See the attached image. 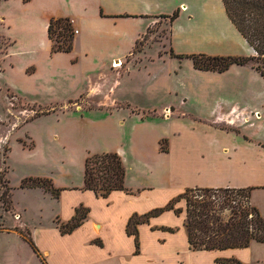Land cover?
I'll use <instances>...</instances> for the list:
<instances>
[{
  "label": "crops",
  "instance_id": "obj_1",
  "mask_svg": "<svg viewBox=\"0 0 264 264\" xmlns=\"http://www.w3.org/2000/svg\"><path fill=\"white\" fill-rule=\"evenodd\" d=\"M177 10L179 17L170 25V45L177 55H253L227 15L228 25L223 33L219 28L218 35L208 24L193 22L196 11L222 20L226 14L222 0H0V31H24L26 53L31 57L27 66L42 73L38 85L26 89L29 96L20 98L32 107L53 112L25 126L55 120L44 134L43 153L33 157L39 169L19 186L55 208L49 224L30 225L18 214L46 264H222L217 260L232 258L242 264L260 263L253 259L251 247L192 251L185 215L173 211L138 225V247L135 237L126 231L133 215L163 208L187 189L254 188L252 197L264 191V78L251 66L233 65L224 73L202 72L186 59L195 74L206 75L211 83L241 69L252 74L259 89L234 93L197 85L191 94L166 91L163 93L173 96L172 102L161 108L137 105L122 86L123 77L129 74L123 59H128L152 25ZM57 19H69L73 32L78 31L70 53H52L48 28ZM125 28L131 31L128 38ZM118 63L122 66L113 68ZM114 73L117 77L112 84L91 79H109ZM34 93L53 99L44 103L31 98ZM59 94L65 98L58 100ZM82 98L77 108H66L70 101ZM194 102L197 106H192ZM188 105L197 110L185 109ZM147 112L154 115L145 116ZM29 138L30 146L19 143L34 156L40 142ZM163 141L166 151L161 149ZM97 154L121 158L125 187L131 193L113 191L100 197L83 189L86 160ZM29 178L50 180L60 190L59 196L41 188H21ZM79 207L88 210L87 219L71 234H61L57 221H70ZM178 207L184 208L185 202ZM143 235L152 237L148 255Z\"/></svg>",
  "mask_w": 264,
  "mask_h": 264
},
{
  "label": "rangeland",
  "instance_id": "obj_2",
  "mask_svg": "<svg viewBox=\"0 0 264 264\" xmlns=\"http://www.w3.org/2000/svg\"><path fill=\"white\" fill-rule=\"evenodd\" d=\"M196 12L197 14L193 22L199 20L198 24L206 26L208 24L207 28H210L216 35L219 34V28L222 33L225 31V26L228 25V22H226L228 21L226 14H222L223 18L221 20L219 16H214L213 14H205L200 11ZM171 16L167 20L161 18L160 22L152 25L146 34L136 42L135 47L127 57L128 59L126 61L123 59V64L128 68L129 74L123 77L122 86L128 93L131 101L139 106L155 105L161 108L172 102L173 96L170 97L163 93L166 91L186 90L191 94L197 85H200L202 89L218 90L219 92L230 91L234 93H244L259 89L254 84L255 81L251 76L252 74L247 71H241V69L238 70V74L231 75V73H228L223 75L221 77L222 79L217 80L215 83H211L206 75L195 74L192 71V66L190 67L187 64L188 61H185L187 58L180 59L176 57L178 55L171 48ZM143 28L144 26L140 29ZM1 31L0 264H42L29 244L31 240L30 231L22 225L18 214L22 216L23 221L28 222L30 225H37L39 222L49 224L53 220L52 216H54L55 208L44 201L42 196L35 192H26V190L20 189L19 186L22 179L28 177L29 174L37 172L36 170L39 169V163L33 157L37 156L39 158V155L43 153L45 149L43 145L44 134L52 127L55 120L42 119L25 126L27 122L35 120V118L48 114L51 115L53 112L50 109L32 107L20 98H27L29 96V94H26V89L29 90L30 86H37L42 79V73L38 69H35V67L27 66L31 57L26 53L27 45L25 43V35L23 34L24 31L22 32L20 28L13 30L2 29ZM57 31L58 28L55 26L53 28V36L55 39ZM130 32L129 29L125 28L127 38ZM127 49V46L123 48L124 51ZM118 64H113V68H118L116 67ZM121 66L122 63H120ZM98 77L92 76L91 79L94 82H103L107 85L108 83L112 84L111 82L117 76L116 74H110L109 79L103 77L100 81H97L96 79ZM30 96L44 103L50 102L49 100L53 99L44 98V95L36 93ZM56 98L63 100L65 97L59 94ZM82 100L83 98L77 101H70V103H67L66 108L75 109L78 104L82 103ZM192 106L197 105L194 102ZM192 106L188 105L185 109L197 110L196 107ZM48 111L50 112L48 113ZM145 114V116L154 115L152 112ZM92 115L95 116V114ZM28 136L32 137L36 142H40L34 156H30L25 150L23 151L21 148L22 145L19 143L22 142L30 146L31 139ZM51 150L54 149L52 148ZM94 167H96V164L92 163L91 168ZM8 170L9 173L7 174ZM7 180H9V184H7ZM9 186L11 190H9ZM3 195H5L6 201L8 202L6 206L2 201ZM251 199L252 204L258 208L264 217V191L256 192ZM14 208L15 210L17 209V212ZM151 238L150 235H143L146 255L150 253L148 247ZM250 247L252 249L253 259L259 260V264H264V244L254 243Z\"/></svg>",
  "mask_w": 264,
  "mask_h": 264
},
{
  "label": "trees",
  "instance_id": "obj_3",
  "mask_svg": "<svg viewBox=\"0 0 264 264\" xmlns=\"http://www.w3.org/2000/svg\"><path fill=\"white\" fill-rule=\"evenodd\" d=\"M222 3L229 21L253 50V55L211 57L199 54L176 57L190 59L194 69L202 72L224 73L233 65H249L264 78V0H222ZM178 17L179 10L172 14L170 21L173 22ZM55 26L58 28L56 39L53 36ZM48 34L52 42V53L72 51L74 32L69 19L52 20ZM165 144V141L161 143L162 151H166ZM92 163L96 164V167L91 168ZM21 188H41L55 197L60 194V190L55 189L52 182L47 179H25ZM83 189L93 191L100 197H107L113 191L131 193L125 187V168L121 158L117 154H97L88 157L85 163ZM253 190L254 188L187 189L163 208L141 216L133 215L127 224V234L135 237L138 247V225L165 211H173L177 216L185 215L184 228L192 251L247 249L253 243L264 244V217L252 204ZM2 201L5 206L8 205L5 195L2 196ZM181 201L185 202L184 208L177 207ZM87 215L88 210L79 207L70 221L66 223L57 221L56 225L61 234H71L83 224ZM29 244L42 264H46L31 240ZM217 261L222 264H242L233 258Z\"/></svg>",
  "mask_w": 264,
  "mask_h": 264
},
{
  "label": "built area",
  "instance_id": "obj_4",
  "mask_svg": "<svg viewBox=\"0 0 264 264\" xmlns=\"http://www.w3.org/2000/svg\"><path fill=\"white\" fill-rule=\"evenodd\" d=\"M71 22V24H72V21H70ZM74 34H78V31H74Z\"/></svg>",
  "mask_w": 264,
  "mask_h": 264
},
{
  "label": "bare ground",
  "instance_id": "obj_5",
  "mask_svg": "<svg viewBox=\"0 0 264 264\" xmlns=\"http://www.w3.org/2000/svg\"><path fill=\"white\" fill-rule=\"evenodd\" d=\"M120 66V63L118 65H116V67H119Z\"/></svg>",
  "mask_w": 264,
  "mask_h": 264
}]
</instances>
